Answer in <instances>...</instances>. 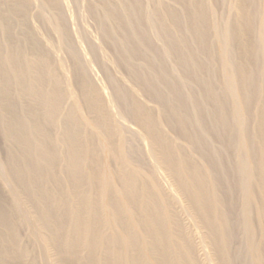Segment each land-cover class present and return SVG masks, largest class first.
Returning a JSON list of instances; mask_svg holds the SVG:
<instances>
[{
	"label": "bare ground",
	"instance_id": "6f19581e",
	"mask_svg": "<svg viewBox=\"0 0 264 264\" xmlns=\"http://www.w3.org/2000/svg\"><path fill=\"white\" fill-rule=\"evenodd\" d=\"M171 1L89 2L110 99L65 0H0V264H264V0Z\"/></svg>",
	"mask_w": 264,
	"mask_h": 264
},
{
	"label": "rangeland",
	"instance_id": "374dc122",
	"mask_svg": "<svg viewBox=\"0 0 264 264\" xmlns=\"http://www.w3.org/2000/svg\"><path fill=\"white\" fill-rule=\"evenodd\" d=\"M65 1H66L65 2L66 4H69L68 6L66 5L64 7V14L66 16L68 29L71 30L70 33H71L72 37L75 39L74 40L75 43H77L78 47H80L79 49L80 50L84 49V50H82V52L84 51V54L83 53L82 54H83L84 57L87 56L85 58V60L87 62L89 60H91V61H89L87 63V66L89 64L88 72L90 71L89 74L91 76V79L94 81V83H95V85L97 87L99 86V88H101V89L103 88L104 89L105 94L107 93L106 97H109L110 99H112L111 98L112 95H110V94H112V91H111L110 87L107 85L108 84L107 81L105 80L106 77L104 75L103 69L101 68V65H100L101 63L98 60H95L93 55L91 56L90 45L92 43V44H96V45L99 44V46H101V49L104 52L103 55H105L106 58L110 59L112 57L111 56L112 55L111 54V50L102 41L100 30H99V27L97 25L96 20L94 19V17L89 12L88 4H89V2L91 0H79V1L65 0ZM167 1L172 3L171 0H167ZM208 1H209V4H210V6H211V8L213 10L214 24L219 26L222 29V27L224 26L225 21L229 17L231 18L234 15L235 11L237 10L238 5H239V0H225L223 2V3H225V6L221 7V8L216 7L215 0H208ZM33 5L34 6L32 7L30 13L34 17L38 13L41 12L40 0H34V4ZM71 18H73V20ZM34 24L37 27L38 33L45 40L46 39L49 40L50 45L52 46L54 52L56 53V55H57V57L59 59V61L63 64L64 69H65V71L68 74V79H69L68 83H69L70 87L72 89H74V84H73V81H72L73 80V76H72L73 69H72V66H71V64L69 62V59H68V56H67L66 52L60 46L58 38L55 37V36H49L47 34V32L45 30H43L42 26L40 25V23L37 20H36V22ZM92 61H93V63H92ZM101 69H102L103 72L101 71ZM115 75L118 78H120V79L123 78V79L127 80L126 73L122 69L117 68V70H115ZM109 98H108V100H110ZM142 98L147 103L153 105V103L150 100H148L147 98H145L144 96H142ZM115 109H114V111H115ZM116 113H118V111H116ZM122 122L123 123L127 122V123H124L123 125H124L125 128H127L129 130L135 131L137 129V127H135V124H133V122H131L128 119L122 120ZM133 129H135V130H133ZM168 131H169V134L172 137H174V138H176L178 140H181V138L177 134L173 133L170 130H168ZM2 146H3V140H2L1 135H0V152H1V155L4 157V154H3L4 153V150H3L4 147H2ZM146 148L148 149V146H146ZM146 148L144 146V151L146 153H148L149 149L147 150ZM162 175L163 174L161 173L159 176L162 177ZM165 179H166V177L163 176L161 178V181L163 182V181H165ZM166 181H165V183H163V185L168 183V181L167 182ZM165 186L168 187L167 185H165Z\"/></svg>",
	"mask_w": 264,
	"mask_h": 264
}]
</instances>
